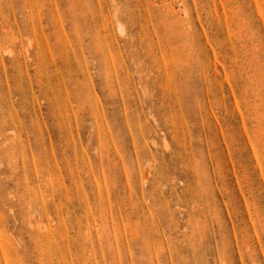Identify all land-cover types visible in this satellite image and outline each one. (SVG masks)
<instances>
[{
	"label": "rangeland",
	"instance_id": "374dc122",
	"mask_svg": "<svg viewBox=\"0 0 264 264\" xmlns=\"http://www.w3.org/2000/svg\"><path fill=\"white\" fill-rule=\"evenodd\" d=\"M0 264H264V0H0Z\"/></svg>",
	"mask_w": 264,
	"mask_h": 264
}]
</instances>
